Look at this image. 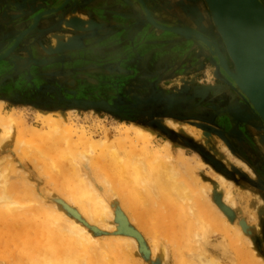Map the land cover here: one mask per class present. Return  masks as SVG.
<instances>
[{"label":"rangeland","instance_id":"obj_1","mask_svg":"<svg viewBox=\"0 0 264 264\" xmlns=\"http://www.w3.org/2000/svg\"><path fill=\"white\" fill-rule=\"evenodd\" d=\"M31 1L21 2L27 3L23 7L25 10L21 12L19 8H15L17 4L14 1L0 0V38L14 39L13 26L19 23L17 28L21 27V22L30 20L31 15L43 7L41 0ZM147 2L152 14L161 22L170 21L167 14L178 18V22H188L182 27L173 25L167 28L183 35L179 38L180 41L185 42L190 37L202 39L200 32L190 28L195 19L185 0ZM201 2L204 18L200 11H197V15L210 27L211 32L216 33L212 27L209 8L204 0ZM261 2L264 5V0ZM135 5L137 9L140 8L138 3ZM70 12L60 18V23L59 18L54 17L51 24L58 21L60 28L69 27L75 35L60 34L50 28L44 30L41 48L47 55H68L78 49L85 39L98 36L97 29L101 28V24L98 25L91 15H76L67 19ZM7 17L10 19L4 20ZM64 18L67 20H63ZM145 23L149 21L145 20ZM127 34L124 33V37ZM216 35L219 37L217 33ZM103 37L105 35L94 42ZM18 40L17 37L14 44ZM5 43L9 44V40ZM166 43L162 46L163 50L169 49L171 42ZM222 47L229 60L228 64L217 47L221 53L219 55L233 73L231 60L223 43ZM19 51L26 55L28 47L21 46ZM7 53L8 51L0 55V116L3 119L22 116L28 126L43 136H39V139L16 130L10 135L6 127L0 126V193L8 195L11 202L4 209L12 207L16 213H23L26 217L19 225L15 224L17 226L7 217L0 219L1 225L6 223L0 226V243L3 242L4 251L7 249L5 252L0 250V259L18 250L21 241H40L45 238L43 229L53 226L52 211L57 207L85 227L95 238L99 247L94 243L90 246L92 252L89 251V246H82L88 247L91 254L95 252L94 257L101 255L103 258L105 252L113 257L116 252L113 253L112 247L117 243L118 236L134 238L135 248L122 249L118 254L121 259L115 257L117 254L114 259L104 257L106 263L108 259H112L108 264H187L189 260L194 264L191 257L193 250H189L188 246H197V241L202 243L197 238L198 225H201V229L204 226L208 229L205 236L206 253L207 256L214 257L218 264H264V130L260 128L264 121L247 94L225 70L230 78L226 79L227 83L234 84V89L242 97L237 96L238 98L225 102L221 100L220 89L223 86L215 87L213 83L226 77L221 74L219 63L215 59L210 57L208 60L209 55H205L204 65L188 70L186 74L179 70L177 73H182V76H178L176 81H171V76L167 75L157 85L160 89H157L158 99H152V96L140 98L138 93L141 91L134 87L133 90L123 89L130 95L128 100L120 97L109 105H94L96 101L106 100L79 99L76 93L71 92L72 89L65 91L62 83L57 82V77L68 76L70 71L57 69L54 65H48V69L43 68L42 61L17 57L14 59ZM214 53L213 50L211 54ZM17 59L21 60L17 62ZM164 60L163 56L161 62ZM162 68L168 74L165 71H169L171 67ZM120 71L123 72L122 69ZM68 85L74 87L73 81L68 82ZM121 86L119 82H115V87ZM120 94L122 93L117 95ZM239 100L250 104L254 118L258 121L255 130L246 126L245 119L233 116V102L237 103ZM212 103H216L214 110L207 108ZM158 105L162 106L157 110ZM142 111L150 113L146 120L148 122L140 120L139 113ZM38 112H48L54 116L56 112H62L61 116L72 121L78 130L76 133H69L67 126L56 130L42 125L37 119ZM171 120L177 123V129L168 125ZM130 123L152 133L146 144L135 137L134 140L129 138L124 147L99 145L105 140L106 131L122 138L124 126ZM190 129H194V134L189 133ZM81 131L89 132L90 140L86 139V135L82 138ZM51 134L54 136L50 138ZM166 141L170 144V155L160 152H164ZM156 148L160 154L152 155ZM231 155L245 162L250 170L239 166ZM195 156L198 157L197 160L194 159ZM93 158L94 164L91 163ZM198 160L204 166L198 165ZM182 162L185 163L184 167L181 166ZM172 169L178 170V179L186 185L187 197H177L174 190L172 192L164 185L162 177ZM217 173L232 182L231 190L217 178ZM145 175L153 176L152 186H147ZM89 200L90 204H96L98 208L92 214L93 218L80 213L81 203ZM253 200L258 204L256 208L251 205ZM102 203L107 210L104 216L98 212ZM123 218L128 224L126 231L122 228ZM142 226L149 228L151 233H147ZM133 229L141 234V241L135 234H131ZM187 234L191 235V239L187 238H190ZM109 241L110 245L113 243L112 247ZM175 242L180 245L179 254H174ZM219 242L225 245L226 253L231 257L221 252ZM162 246L164 254L160 250ZM102 247L104 254L100 250ZM79 253L85 255L82 251ZM5 261L7 259L2 264L9 263Z\"/></svg>","mask_w":264,"mask_h":264},{"label":"flooded vegetation","instance_id":"obj_2","mask_svg":"<svg viewBox=\"0 0 264 264\" xmlns=\"http://www.w3.org/2000/svg\"><path fill=\"white\" fill-rule=\"evenodd\" d=\"M12 1L17 4L15 8H19L21 12L22 10H25L23 7L27 5V3L21 4V2L27 0ZM41 1L43 7L36 10L31 15L30 20L21 22V27L19 28H17L19 23L13 26L12 31L14 33L12 37H15L14 39L4 40L3 38H0V55H3L8 51L7 55H11L10 58L15 59L17 57L22 60L27 58L35 62L42 61L44 65L43 68H47L48 65H54L57 69L70 71L68 76L64 75L63 77H57V82L62 83V87L65 91L72 89L71 92L76 93L79 96V99H105L106 102L96 101L93 103H101L102 105L112 104V102L120 97L128 100L127 98L130 97V95L125 93V90L124 92H118L122 93L120 96L117 95V92L113 93L110 91L112 90V87H115V82H119L123 86H121L122 90H133L134 87L137 88L141 91L138 93L140 98L141 96L145 98L152 96V99H158L159 96L157 92H159L158 90L160 89H158L157 85L161 80L167 77V75H170V80L176 81L178 76H182V73H177L179 70V72H184L186 74L188 70L196 69L204 65L205 55H209L207 56L208 60L212 57L217 63H219V70L221 74L223 73V77H226L225 79L220 77L222 81L213 83L215 87L223 86L220 89L222 97H219L221 100L225 102L226 100L236 98L237 96L242 97L241 94L234 89V84L230 85L227 83L226 79L230 80V78L225 74L223 67L220 65L218 54H221L219 49L222 51V42H220L216 33L211 32L210 27L207 24L205 25L203 19L197 15V11H200V13L202 11L201 0H185V3L187 4V7L190 8L189 12H191L195 19V22L192 25L189 24L191 26L190 28L194 31L200 32L202 37H206L207 40L205 43L203 39H197L195 37H190V39L185 42L180 41L181 39L179 38L183 35L175 31L167 30V28L173 25L182 27L185 26L184 23L187 24L188 22L184 21V23H182L180 20L178 22V18L171 14H167L170 21H166L165 23L161 22L152 14L151 8L148 7L149 3L147 0H68L71 3L68 7L69 10H75L79 15H85V17L91 15V18L95 19L98 25L101 24V28L97 29L96 35L98 36L93 38L89 37L84 40V43L87 44L86 46L79 47L70 54L61 57L47 55L41 46L43 44L42 39L44 35L43 33L45 32L44 30L48 28L53 32L58 31L60 34L75 35V32L70 31L69 28H60L59 23H57L58 21L55 22L56 24H51L55 18L57 19V17L61 15V13L56 14L54 10L67 0ZM135 3L140 5L139 9H137ZM43 11H48V13L43 15L44 17L40 25L35 29H30L28 33L20 36L19 31L21 29L23 30L24 27L28 25L30 26V23L33 21V16ZM53 16L55 18H52ZM9 17L4 20L10 19ZM201 17L204 18L202 13ZM148 19H154L155 23L161 26L154 25L151 22L146 24L145 20ZM114 21L116 22L113 26L110 22ZM124 33H128L127 36L124 37ZM104 35L105 37L94 42L98 37ZM17 37L19 40L14 44ZM8 40L9 44H6L5 42H8ZM166 42H171L168 47L169 49L163 50L162 46ZM21 46L28 47V53L26 55L23 54L24 52L19 51ZM138 47L141 48L139 51V58L133 55L134 52H137L136 49ZM213 50L215 53L211 54ZM222 55H224L223 51ZM163 56L166 61L164 60L161 62ZM224 58L228 64L229 60L225 55ZM21 59H17V62ZM167 60L169 61V64ZM89 64H95L100 68L105 64H118L126 70H130L132 74L128 81H123L122 79L124 78H115L113 80L111 76H108L114 73L113 70L112 72H107L104 68L99 70L96 67H87ZM163 66L171 67L169 71H165L168 74L164 73ZM87 78H94L93 80L95 82H90ZM125 79L127 78L125 77ZM71 81H73L74 87L68 85V82ZM137 89L135 90L137 91ZM200 95L202 96L204 94ZM173 102L174 101L172 100L171 103ZM161 106L158 105L157 110ZM173 106H175V104ZM215 106L216 103H212V105L207 108L214 110L216 109ZM233 108V116L238 119H245L246 126L248 125L255 130V125L258 121L254 118L250 104H244L239 100L237 103L233 102ZM148 114L150 113H147L146 111L140 112V120L148 122L146 121L149 117Z\"/></svg>","mask_w":264,"mask_h":264},{"label":"bare ground","instance_id":"obj_3","mask_svg":"<svg viewBox=\"0 0 264 264\" xmlns=\"http://www.w3.org/2000/svg\"><path fill=\"white\" fill-rule=\"evenodd\" d=\"M204 1L209 8L212 27L215 29V32L219 35L221 42L224 45V49H225L228 57L231 60V65H232L231 69H232L233 73L230 72V70L226 66L227 64L225 65L224 61H223V65H221V63H220V65L222 67L224 66V68L229 71V73H230L231 77L233 78V81L236 83V85H238L239 87H242L244 90H247L249 84L241 75L239 68L237 67V63L229 51V48H228L227 43L223 37V34L219 28V25L217 23V20L215 18V15L213 13L211 6L209 5L207 0H204ZM70 5H71V3L67 0L65 3H62L60 6H58V8H56L54 10L56 12V14L61 13V15L59 14L60 16H58V18L63 17V15H65L67 12H70V11L71 12L67 14V19L69 17H76L75 11L69 10V8H68ZM262 12H264V5L262 4L261 0H235V20H236V32H237L238 44L240 46L241 52H242L245 60L247 61L249 66L257 73L264 72V36L261 32L262 31L261 30V16H262L261 13ZM45 13H48V11L39 12V14H36L35 16H33V18H32L33 21L31 22L32 24L30 23V26L28 25L23 30L19 31V35H21V34L24 35V34L28 33V31L30 29H33V28L35 29L36 27H38V25L43 20V17H44L43 15ZM52 18H54V16ZM67 19L64 18L63 20H67ZM148 20H149V22L153 23L154 25H157L156 23H154L155 22L154 19H153V21L151 19H148ZM157 26H159V25H157ZM203 40L206 41L207 40L206 37H203ZM254 92L258 96L259 100L262 103L263 113H264V94H261V92L257 91L256 89H254ZM61 114H62V112L61 113L56 112V116H54L52 113L38 112L37 113V119L40 121V123L42 125H47L49 127H53L56 130H58V129L60 130L61 127L66 128V126H67L68 129L66 128V130H69V133H76L78 130L76 125L72 121L68 120L66 117L61 116ZM168 125L172 128L177 129V123L173 122V120L168 121ZM0 126L6 127L9 131L10 135L14 130H16V131H20L26 135H32L35 138L38 137L39 139H40L39 136H43L42 133H38L37 131L32 129L30 126H28V124H26L25 119L22 116H9L7 119H3L0 116ZM260 128L264 130V124L261 123ZM188 131H189V133L191 132L192 134H194V129H190ZM170 133H171V131H170ZM81 134H82V138L88 136V137H86V139L90 140L89 138L91 135L89 132L86 133L85 131H81ZM151 135H152V133L149 130L144 129L142 127H139L134 123H132V124L130 123V124H127L126 126H124V129L122 131V138L116 137L112 133L106 131L105 132L106 138L104 141H101V143H99V145L124 147L126 145V142L129 140V138H130V140H134L135 137L139 138L144 144H146L149 141V138L151 137ZM53 136H54V134H51L50 138ZM169 145H170L169 141H166L165 146L163 147L164 152L161 150L160 151L161 154L168 153V155H170ZM160 149H162V147H160ZM158 151L159 150L156 148V150H153L151 154L152 155H159L160 152H158ZM231 157H233V159L239 164V166H242L246 170H250L249 167H247V164L245 162H243L240 159H235V157L232 155H231ZM194 159L197 160L198 157L195 156ZM197 162H198L197 163L198 165L204 166L203 164H201L199 162V160ZM91 163L92 164L95 163L94 158H93ZM181 166L184 167L185 163L182 162ZM57 170H58V168H57ZM55 173H57V172H55ZM151 175H149V177H148V175H145V182L148 184L147 185L148 187H149V185L152 186V184H154V179H153V176H151ZM216 175H217V178L220 179L223 182V184H225V186L231 190V188H232L231 183L232 182L230 180H227V178L225 179L222 176V174L217 173ZM178 176H179L178 170H175V169H172L169 172L165 173L164 176L162 177V179L164 180L163 181L164 185L168 186L169 189L172 190V192L174 190L176 192L175 194L177 195V197H179V198L180 197H187L188 192H187L186 185L183 184L184 183L183 181H180L178 179ZM151 179H153V180H151ZM159 184H162V183H159ZM89 202H90V200L88 202L83 201L81 203L82 207L80 209V213H83L85 216H87L89 218H93L92 214H95V211L98 208H96V204L92 205ZM7 203L11 204L9 196L6 195L5 193H2V194L0 193V219H2L3 216L7 217L9 220L14 222V225L15 224L19 225V222L26 220V217L23 213H16L15 210L12 209L11 206H10L11 209L14 211H12L11 209H7V210L4 209L5 205L7 207V205H8ZM102 204L99 205L98 212L104 216L105 212L107 213V210H106V206L104 204L103 205ZM101 205H102V207H101ZM251 205H253V208H256L258 206V204L255 200H253ZM104 207H105V209H104ZM8 208H9V206H8ZM6 211L14 212V213L13 214L12 213L7 214ZM52 212H53L54 220L52 221L53 224L51 223V225H53V226L44 227L43 232L46 235L44 233H43V235L45 236V238L43 237L42 240H40V241L38 239H36V240H33V239L28 240L27 239L28 241H25V242L21 241V244L18 245L19 246L18 250L13 251V253L10 252L11 253L10 255H7L4 258H1L0 263L2 264V262H4V260H6V259H7V262H9L8 264H108L109 262H111L110 260H112V259H108V263H106L103 260L104 257H106V258L109 257V255H107L106 252L104 254L103 247H102V249H100L103 251V254H104L103 258L101 255H99V257H94L93 255L95 254V252H93L94 254L89 253V251L91 250L90 246H92L96 242V240L90 234V232L87 231V229L85 227L81 226L76 220L67 216V214H65L64 212L58 210L57 207L54 208V210ZM24 213H27V212L25 211ZM30 214H32V213L30 212ZM5 224L6 223H4L3 225H5ZM3 225L0 224L1 227ZM15 226H17V225H15ZM108 227H110V226H108ZM113 227L114 226L112 225V228ZM142 227H144V226H142ZM144 230L149 234L151 233V230L147 227H144ZM198 231L199 232H198L197 238H198V240H201L202 243L197 241L198 242L197 246H195V244L188 246L189 250H193L191 253V257L194 260L193 263L194 264H218V261L214 257L207 256V253H206L205 246L207 244V241H206L205 236L208 233V229L205 228V226L203 227V229H201V225H198ZM0 232H1V230H0ZM132 233H133V235L135 234V235L139 236V233L136 230H131V234ZM237 233L239 235H241V232L239 230H237ZM30 234H31V232H30ZM187 235H190V234H187ZM25 236H27V235H25ZM22 237L24 238V236H22ZM13 238H15V237H13ZM154 238H152V239L154 240ZM156 238H157V236H156ZM187 238L191 239V235H190V238L189 237H187ZM22 240H25V239H22ZM112 241H115V240H112ZM2 243H0V244H2ZM96 244L97 243H95V245ZM112 244L113 243L111 242V245H110V241H109V245L111 247H112ZM173 244H174V242H173ZM175 244H176V242H175ZM10 245H8L9 248L11 247ZM83 245L89 246L90 249L88 247L82 248ZM218 245L221 248V252H223L224 254H228V253H226L225 245H223V243L219 242ZM101 246H102V244H101ZM135 246H136V242H135L133 237L118 236V241L114 245V248L112 247V251H113V253L116 252V254L118 255L119 252L122 251V249H124V250H125V248L129 249L128 247L135 248ZM172 246H175V245H172ZM0 247H1L0 250L2 249L3 252H5L7 250V249H5V251H4L3 244L0 245ZM96 247H97V245H96ZM98 247H99V245H98ZM15 248H16V245H15ZM154 248L157 249L158 247H154ZM88 249H89V251H88ZM105 250L107 251V249H105ZM160 250L164 254L165 249H163V246L160 247ZM174 250H173L174 254L176 252L179 254L180 245L176 244ZM80 251L84 252L85 255H83V253L80 254L79 253ZM90 252H92V251H90ZM116 254H114V255H116ZM114 255H113V257L110 256L109 258L112 257L114 259ZM2 256H4V255H2ZM227 256L231 257L229 254ZM115 257L120 258L119 255L115 256ZM117 258H116V260H117ZM117 261L119 262V260H117ZM7 262L5 261V263H7ZM180 263L185 264L182 262H180ZM187 264H191V261L190 260L187 261Z\"/></svg>","mask_w":264,"mask_h":264},{"label":"water","instance_id":"obj_4","mask_svg":"<svg viewBox=\"0 0 264 264\" xmlns=\"http://www.w3.org/2000/svg\"><path fill=\"white\" fill-rule=\"evenodd\" d=\"M211 6L219 28L223 34V37L227 43L230 53L237 63V67L243 78L248 82L249 86L247 90L240 87L248 96L255 110L258 112L261 119L264 121L263 106L258 96L255 94L254 89L264 94V72H255L245 60L240 46L237 40L236 32V20H235V0H207ZM261 32L264 36V12L261 13ZM41 15V14H40ZM153 21V20H152ZM155 23V22H154ZM158 25V24H157ZM161 26V25H159ZM21 34L20 36H22ZM203 39V37H201ZM205 41V40H204ZM221 65H223V57L219 55ZM223 69L230 75L229 71ZM231 76V75H230ZM254 88V89H253ZM94 105H102L101 103H95ZM105 105V104H104ZM73 212V211H72ZM74 214V212H73ZM128 224L126 219L123 218L122 228L123 231L127 228ZM131 229V228H130ZM135 230V229H133ZM139 241L142 240L141 236L134 235ZM141 244V243H140Z\"/></svg>","mask_w":264,"mask_h":264},{"label":"crops","instance_id":"obj_5","mask_svg":"<svg viewBox=\"0 0 264 264\" xmlns=\"http://www.w3.org/2000/svg\"><path fill=\"white\" fill-rule=\"evenodd\" d=\"M75 11V10H74ZM75 13H77L76 11H75ZM77 16H80V17H82L81 15H79V13H77L76 14ZM66 16V15H65ZM61 18V17H60ZM60 18H59V23H60ZM115 22L116 21H114V22H110V24L111 25H115ZM87 44L86 43H84V41L81 43V46L80 47H83V46H86ZM140 47H138L137 49H136V51L137 52H134L133 53V55L135 56V57H138L139 56V54H140ZM139 58V57H138ZM137 60V59H136ZM113 65V66H112ZM87 67H96V68H98L99 70L100 69H103L104 68V70H106L107 72H112V70L114 71V73L113 74H111V75H108V76H111L112 77V79L114 80L115 78H124V79H122L123 81H128V80H130V75L132 74V72L130 71V70H126L124 67H121L120 65H118V64H105V65H103V67L102 68H100L99 66H97V65H95V64H89V65H87ZM106 68V69H105ZM117 68H119V70H117ZM120 69H122L123 70V72L122 71H120ZM139 71V70H138ZM135 72V71H134ZM133 72V73H134ZM135 74V73H134ZM119 76V77H118ZM125 77L127 78V79H125ZM90 82H95L92 78H87ZM113 80H111V81H113ZM123 87V86H122ZM113 89L112 90H110V91H112L113 93L114 92H117V91H120V92H124V90H122L120 87H112Z\"/></svg>","mask_w":264,"mask_h":264}]
</instances>
